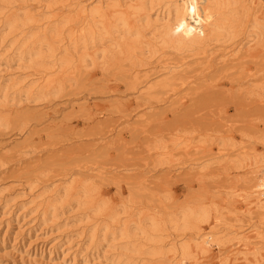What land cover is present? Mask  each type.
Listing matches in <instances>:
<instances>
[{
  "label": "rangeland",
  "instance_id": "obj_1",
  "mask_svg": "<svg viewBox=\"0 0 264 264\" xmlns=\"http://www.w3.org/2000/svg\"><path fill=\"white\" fill-rule=\"evenodd\" d=\"M76 1H29L27 10L39 20L33 31L44 36V28L50 26L51 34L69 11L63 6ZM19 9L12 14L22 15ZM261 11L250 9L235 38L213 42L208 60L198 54L201 51L165 50V55L147 53L135 62L125 53L116 54L118 50L113 57L96 55L111 42L84 44L86 36L76 38L78 17L71 16L56 44L57 56L68 55L72 64L55 67L46 76L54 79L50 89H42L41 70L19 60L0 29V85L21 80L20 87L32 88L30 95L0 105V116L9 121L0 122V264H78L84 259L90 260L87 264H109L103 255L110 248L95 255L82 234L86 225L103 223V216L80 222L86 208L77 202L60 220L43 225L41 212L23 220L9 207L3 209L6 203H20L25 197L11 198L29 183H35L30 197L44 193L46 203L58 186L84 184L94 191V198L121 212L124 221L178 217L183 208L199 204L210 205L213 216L222 215L229 224L247 228L264 221V211L249 213L245 205L230 204L247 197L254 185V166L247 165L254 162H244L245 155L264 158V36L249 38L246 32L255 16L264 22ZM59 13L62 18L54 16ZM3 19L0 16V27ZM250 39L251 50L238 52V45ZM226 49L235 52L225 61ZM85 54L94 59L79 62ZM162 56L172 57L182 68L167 74L158 64ZM40 92L45 95L38 97ZM58 223L72 224L58 232ZM166 224L178 246L189 241L191 234L181 236L167 220ZM61 233L74 241L66 245V255H61ZM251 252L249 264H264V246ZM196 257L188 264H210L202 254ZM153 263L169 264L166 259Z\"/></svg>",
  "mask_w": 264,
  "mask_h": 264
},
{
  "label": "bare ground",
  "instance_id": "obj_2",
  "mask_svg": "<svg viewBox=\"0 0 264 264\" xmlns=\"http://www.w3.org/2000/svg\"><path fill=\"white\" fill-rule=\"evenodd\" d=\"M29 1L32 0H0V16L5 17L0 29L4 41L15 48L19 60H27L30 68L41 70L38 81L43 80L42 89L53 88L54 79L46 76L52 74L55 67L63 69L72 64V59L68 55L57 56L56 44L61 42L63 28L72 20L71 16L78 17L76 38L83 39L86 36L84 44L94 45L106 40L111 42L108 48L97 51L96 55L109 54L113 57L118 50L116 54L125 53L129 60L135 62L144 59L147 53L155 55L162 52L164 53L162 55H165V50L180 54L201 51L198 54H203L204 59L208 60L213 56V42L224 39L228 42L235 38L244 27L250 9L255 12L264 9V0H133L135 3L130 1L126 4L121 0H79L65 4L62 9L69 11L64 16V21H61L51 34L47 33L51 27H45L44 36H41L33 31L39 20L35 13L27 10ZM17 6L24 10L22 15L12 14ZM60 14L54 16L58 17ZM250 22L251 25L247 24L246 27L248 37L262 39L264 22H261L260 16H255ZM19 36L22 37L19 39ZM57 39L60 41H56ZM251 43L252 39L242 41L237 51L244 47L251 50ZM228 50L230 49H226L222 56L225 61L234 57L232 54L235 50L227 52ZM89 56L91 55L85 54L79 62H85ZM158 64L162 70L167 71V74L177 73L182 68L172 57L162 56ZM170 78L166 77L165 80ZM21 82L16 80L12 84L0 85V105L18 101L22 94L32 93V88L20 87ZM42 95L45 93L38 97ZM0 122L9 124L5 116H0ZM243 159L246 163L254 162L247 163L254 166L251 172L254 185H251L247 197L234 198L230 204L245 205L249 213L252 209L264 211V158L251 153L245 155ZM34 184L21 186L20 195L11 199L16 201L20 196L25 198L18 204L6 203L3 209L9 207L11 213L23 220L35 212L38 214L41 212V215L45 216L41 224H45L49 220H60L69 211L73 202H77V205L86 208L84 219L80 218V222L85 219L93 221V218L103 216V223L86 225L82 234H86L88 243L95 248V255L99 256L102 250L110 248L111 252L104 251L103 255L109 264H158L153 263L155 259H166L169 264H188L190 260L197 258V254L208 258L210 264H223V261L227 262L228 259H234L237 264H249L251 259L248 253L251 254V251L264 246V221L249 225L247 228L246 225L229 224L223 221L222 215L213 216L210 205L187 206L181 210V216H172L168 219L144 216L138 221H124L120 219L121 212L94 198V191L84 184L68 183L65 186H58L51 196L52 199L47 203L43 197L44 193L30 197L28 191H34ZM233 195L241 197L235 193ZM250 197L251 200H248ZM166 220L181 236L191 234L189 241L178 246L171 239L172 234L166 231ZM71 224L58 223L56 231L60 232L62 227L69 228ZM209 226L211 229H208ZM63 235L59 239L60 250L61 255H66V251L70 249L67 246L73 245L74 241L72 236L65 238ZM228 244L229 246L224 248ZM89 261L84 259L78 264H87Z\"/></svg>",
  "mask_w": 264,
  "mask_h": 264
}]
</instances>
